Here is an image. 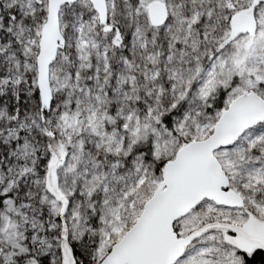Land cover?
Masks as SVG:
<instances>
[{
  "label": "snow or ice",
  "instance_id": "1",
  "mask_svg": "<svg viewBox=\"0 0 264 264\" xmlns=\"http://www.w3.org/2000/svg\"><path fill=\"white\" fill-rule=\"evenodd\" d=\"M0 264H264V0H0Z\"/></svg>",
  "mask_w": 264,
  "mask_h": 264
}]
</instances>
